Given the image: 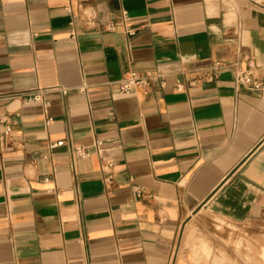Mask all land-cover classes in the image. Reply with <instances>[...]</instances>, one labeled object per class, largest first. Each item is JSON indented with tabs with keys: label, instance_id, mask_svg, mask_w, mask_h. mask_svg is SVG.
<instances>
[{
	"label": "crops",
	"instance_id": "crops-1",
	"mask_svg": "<svg viewBox=\"0 0 264 264\" xmlns=\"http://www.w3.org/2000/svg\"><path fill=\"white\" fill-rule=\"evenodd\" d=\"M214 62L264 82V0H0V264H197L198 212L264 218V95L175 90ZM133 71L166 89L121 94Z\"/></svg>",
	"mask_w": 264,
	"mask_h": 264
},
{
	"label": "rangeland",
	"instance_id": "rangeland-1",
	"mask_svg": "<svg viewBox=\"0 0 264 264\" xmlns=\"http://www.w3.org/2000/svg\"><path fill=\"white\" fill-rule=\"evenodd\" d=\"M180 247L197 264H264V218L239 224L198 212Z\"/></svg>",
	"mask_w": 264,
	"mask_h": 264
},
{
	"label": "built area",
	"instance_id": "built-area-1",
	"mask_svg": "<svg viewBox=\"0 0 264 264\" xmlns=\"http://www.w3.org/2000/svg\"><path fill=\"white\" fill-rule=\"evenodd\" d=\"M105 29L110 32H116L118 30V24L110 23L105 26ZM134 31L129 30V35H134ZM233 71L234 72V81L237 87H243L251 92H254L258 95H264V82L256 78L253 72L250 70L244 71L240 68L238 62L234 63H224V62H214L210 69L204 74H201L195 80L190 82H182L178 81L177 86L175 88L176 91H187L191 88H195L199 83L202 82H213L226 72ZM119 85V89L121 94L129 95L135 90H160L163 91L167 87V76L159 71H150V72H129L123 76V78L117 83ZM84 92L85 89H82ZM64 93H67L64 91ZM39 96H34L29 99V101H39ZM6 125L5 130H0V137L2 136H10L12 133V126L8 122V120L0 121V124ZM52 124V119H48L46 122L47 126ZM65 142H59L51 146V148L63 147ZM74 160H85L91 156L89 150L82 146H76L72 152ZM103 169L107 174L105 179L108 191L112 190L113 186V178H112V170L113 164L109 162L107 159L102 160ZM47 180V179H46ZM139 196H145L143 191L139 192Z\"/></svg>",
	"mask_w": 264,
	"mask_h": 264
}]
</instances>
